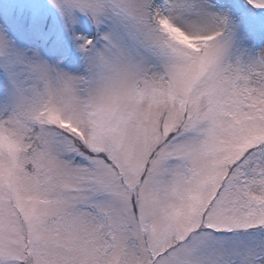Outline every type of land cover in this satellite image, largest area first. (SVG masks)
Instances as JSON below:
<instances>
[{
    "label": "snow or ice",
    "instance_id": "1",
    "mask_svg": "<svg viewBox=\"0 0 264 264\" xmlns=\"http://www.w3.org/2000/svg\"><path fill=\"white\" fill-rule=\"evenodd\" d=\"M0 264H264V0H0Z\"/></svg>",
    "mask_w": 264,
    "mask_h": 264
}]
</instances>
